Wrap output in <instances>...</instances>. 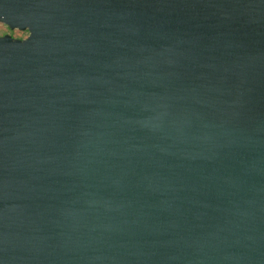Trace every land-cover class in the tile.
<instances>
[{
  "label": "water",
  "instance_id": "obj_1",
  "mask_svg": "<svg viewBox=\"0 0 264 264\" xmlns=\"http://www.w3.org/2000/svg\"><path fill=\"white\" fill-rule=\"evenodd\" d=\"M0 23V264H264V0Z\"/></svg>",
  "mask_w": 264,
  "mask_h": 264
},
{
  "label": "rangeland",
  "instance_id": "obj_2",
  "mask_svg": "<svg viewBox=\"0 0 264 264\" xmlns=\"http://www.w3.org/2000/svg\"><path fill=\"white\" fill-rule=\"evenodd\" d=\"M2 34H10L15 37L21 38V37H27L29 35V32L21 31L18 29L11 30L7 25L0 23V35Z\"/></svg>",
  "mask_w": 264,
  "mask_h": 264
},
{
  "label": "flooded vegetation",
  "instance_id": "obj_3",
  "mask_svg": "<svg viewBox=\"0 0 264 264\" xmlns=\"http://www.w3.org/2000/svg\"><path fill=\"white\" fill-rule=\"evenodd\" d=\"M2 35H4V34H2ZM2 35H0V36H2ZM13 36V35H12ZM15 37V36H14ZM28 37V36H27ZM27 37H21V39H25V38H27ZM15 38H18V37H15Z\"/></svg>",
  "mask_w": 264,
  "mask_h": 264
}]
</instances>
